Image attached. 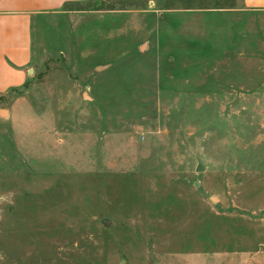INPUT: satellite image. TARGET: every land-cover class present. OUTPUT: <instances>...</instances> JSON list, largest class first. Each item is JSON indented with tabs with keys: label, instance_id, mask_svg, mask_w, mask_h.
<instances>
[{
	"label": "rangeland",
	"instance_id": "rangeland-1",
	"mask_svg": "<svg viewBox=\"0 0 264 264\" xmlns=\"http://www.w3.org/2000/svg\"><path fill=\"white\" fill-rule=\"evenodd\" d=\"M217 2L35 25L0 93V264H264V11Z\"/></svg>",
	"mask_w": 264,
	"mask_h": 264
},
{
	"label": "crops",
	"instance_id": "crops-1",
	"mask_svg": "<svg viewBox=\"0 0 264 264\" xmlns=\"http://www.w3.org/2000/svg\"><path fill=\"white\" fill-rule=\"evenodd\" d=\"M89 1L95 0H0V93L19 89L28 81L35 25L49 22L52 27L59 28L64 17L101 14L97 9L65 7L68 3ZM242 4L250 11H264V0H242Z\"/></svg>",
	"mask_w": 264,
	"mask_h": 264
},
{
	"label": "trees",
	"instance_id": "trees-1",
	"mask_svg": "<svg viewBox=\"0 0 264 264\" xmlns=\"http://www.w3.org/2000/svg\"><path fill=\"white\" fill-rule=\"evenodd\" d=\"M120 1H122L123 3L128 4V3H131V2H141V1H144V0H120ZM70 5H72L74 7L73 10H88L89 9V6H88L89 4L83 5L81 3H68V4L65 5V7H67L66 9H71ZM233 6H234V3L231 0V3H219V2H217V3H215V6H213V7H216V8H218V7L219 8H231ZM97 9H100V8H97ZM108 9H112V8H108ZM119 9H126V8L121 7ZM17 90L18 89H13V91H17Z\"/></svg>",
	"mask_w": 264,
	"mask_h": 264
},
{
	"label": "water",
	"instance_id": "water-1",
	"mask_svg": "<svg viewBox=\"0 0 264 264\" xmlns=\"http://www.w3.org/2000/svg\"><path fill=\"white\" fill-rule=\"evenodd\" d=\"M202 166H203V162L199 159V160H198V167H197V170H200Z\"/></svg>",
	"mask_w": 264,
	"mask_h": 264
}]
</instances>
